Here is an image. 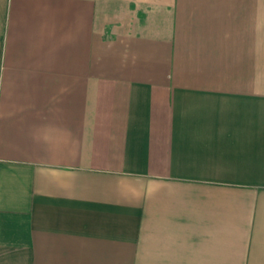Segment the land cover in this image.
I'll return each instance as SVG.
<instances>
[{"label": "crops", "instance_id": "crops-1", "mask_svg": "<svg viewBox=\"0 0 264 264\" xmlns=\"http://www.w3.org/2000/svg\"><path fill=\"white\" fill-rule=\"evenodd\" d=\"M0 264H264V0H0Z\"/></svg>", "mask_w": 264, "mask_h": 264}]
</instances>
